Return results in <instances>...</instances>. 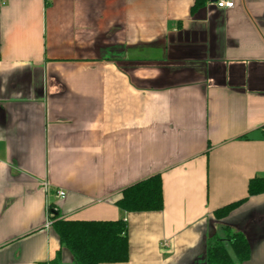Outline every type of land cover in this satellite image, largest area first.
<instances>
[{"label":"crops","instance_id":"obj_1","mask_svg":"<svg viewBox=\"0 0 264 264\" xmlns=\"http://www.w3.org/2000/svg\"><path fill=\"white\" fill-rule=\"evenodd\" d=\"M210 1L0 0V264H78L49 205L126 221L101 264H205L226 228L264 264V0ZM155 174L161 210L115 204Z\"/></svg>","mask_w":264,"mask_h":264},{"label":"trees","instance_id":"obj_2","mask_svg":"<svg viewBox=\"0 0 264 264\" xmlns=\"http://www.w3.org/2000/svg\"><path fill=\"white\" fill-rule=\"evenodd\" d=\"M264 191V179L250 180L248 193ZM240 201L228 204L214 211L217 219L224 218ZM115 204L125 212L159 211L163 206L162 183L159 174L138 181L122 190L121 197ZM54 208L51 227L78 264H101L124 262L128 259L127 223L117 220H69L59 218ZM231 252L235 256L232 258ZM250 256L247 238L241 232L225 229L224 238L213 235L208 239L205 264H237ZM56 255L47 264H55Z\"/></svg>","mask_w":264,"mask_h":264},{"label":"built area","instance_id":"obj_3","mask_svg":"<svg viewBox=\"0 0 264 264\" xmlns=\"http://www.w3.org/2000/svg\"><path fill=\"white\" fill-rule=\"evenodd\" d=\"M211 4H213L215 7L217 8H231L233 6V0H211L210 1ZM42 188L46 191L49 190V182L48 181H43L42 182ZM65 192L58 189L56 190V196L59 198H64L65 197ZM52 213L49 212L48 213V219L46 221V226L50 227L51 223H52ZM164 246H166L164 244Z\"/></svg>","mask_w":264,"mask_h":264},{"label":"water","instance_id":"obj_4","mask_svg":"<svg viewBox=\"0 0 264 264\" xmlns=\"http://www.w3.org/2000/svg\"><path fill=\"white\" fill-rule=\"evenodd\" d=\"M52 212H53V213H56V210H55V209H53V210H52Z\"/></svg>","mask_w":264,"mask_h":264}]
</instances>
